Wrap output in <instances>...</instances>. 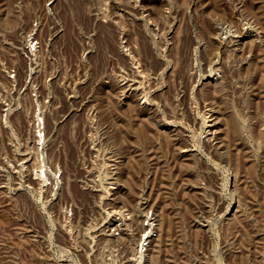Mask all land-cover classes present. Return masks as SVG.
<instances>
[{"label":"rangeland","instance_id":"obj_1","mask_svg":"<svg viewBox=\"0 0 264 264\" xmlns=\"http://www.w3.org/2000/svg\"><path fill=\"white\" fill-rule=\"evenodd\" d=\"M41 1L0 0V264H120L121 244L93 233L116 186L117 200L126 202L118 221L131 217L134 195L157 205L167 225L155 257L147 263L142 254L137 264H264V0H59L63 28L45 38L33 84L20 48ZM244 19L262 30L260 61L231 69L216 88L215 107L241 126L219 155L204 146V121L192 125L186 104L207 72L190 40L220 21L237 31ZM71 41L69 59L60 47ZM134 45L147 63L144 92L161 116L187 128L196 159L182 161L171 140L154 132L156 123L149 131V120L116 92L128 72L124 53ZM11 66L15 81L6 76ZM37 118L43 128L48 121L39 140ZM226 157L238 168H226ZM111 158L117 170L108 183ZM88 165L95 175L86 174Z\"/></svg>","mask_w":264,"mask_h":264},{"label":"bare ground","instance_id":"obj_2","mask_svg":"<svg viewBox=\"0 0 264 264\" xmlns=\"http://www.w3.org/2000/svg\"><path fill=\"white\" fill-rule=\"evenodd\" d=\"M141 1L142 0H137V2H141ZM140 7H143V6H140ZM144 9L147 10L146 8ZM231 10L234 11V9H231ZM236 11L238 12V10ZM164 12L161 11L159 14L164 15ZM246 14L248 13L246 12ZM118 16H120V14ZM243 16L245 15H242V17ZM160 17L159 15L156 14V12H155V15L152 16L151 21H153V24L155 26L154 27L155 34H157L160 31V28L157 26L161 23ZM241 24L242 23H240V25ZM228 25L225 26V24H223V22L221 21L219 23H214L211 26L208 25L209 27L207 26L203 27V30L200 33V34H203V38H202V35L200 38H198L197 36L196 37L192 36L191 37L192 39L190 40V45L193 49L197 51L198 58L205 64V66H207V72H204L205 74H204L202 81L198 83L196 88L193 89V95L191 94L192 96L190 99L188 98L189 101L186 104H187L188 109L190 110V114H191L190 118H191L192 125L194 124L195 126L199 121L201 122L204 121V124L202 125L203 126L202 132L204 133V137H203L204 146L209 150H213L214 153H217L219 155L221 154L223 155V152L225 150V149L223 150V148L224 146L227 145V144L224 145L225 144L224 140H227L225 137L229 135L238 134L239 128L241 126L237 124L238 121L236 123L235 120L233 119H229V118L226 119L225 116L223 115V112L222 113L219 112L218 107L217 106L215 107L214 99H215L216 88L221 85L222 80H224V78L228 76L231 69L236 68V67L237 69L239 68L247 69L250 65H252L259 58V57L257 58L258 56L257 49L259 48L260 44L257 42V39L259 37L262 38V32H261L262 30L256 23L255 24L253 23V20L252 21L245 20V22L240 27L233 25L234 27L236 26V28L238 29L237 31L232 30L230 27H228ZM263 40L264 39H262V41ZM136 42L137 41H135V44L138 45L139 42L137 43ZM141 51L142 50L140 46L134 45V46L128 47V51H127L128 53H124L126 56H128V57H125L127 58L126 68L128 72L125 74V77L121 78L120 80L118 79L119 81L116 82L117 91L116 90L115 91L117 93H120L119 97L122 98V101L125 104L134 103L136 107L143 113V117L149 120L146 124V127L148 128L149 131H150V128H152V126L150 125H152L153 122L156 123V126L159 129H157L154 132H157L158 134L163 133L165 134V136H167L171 140L172 142L171 144L173 146L174 151L177 153V155L182 161H188L189 159H193L195 156L197 157L198 152L196 148L188 140L189 134H188V130H186L187 128H185L184 126H181V124L178 123V121H176L175 118H174L175 120L170 119V118L165 119L166 116L165 117L161 116L162 114L160 115V111L159 109L156 108L157 106H155V104L153 103V100L149 99L147 97L146 92H144L143 81H144V78H146L144 77L146 76V74L144 73H146L145 70H146L147 63H146V59L141 55ZM134 54L136 55L137 66H134L135 64L134 65L131 64V61H132L131 57H134L133 56ZM258 60L260 61V59ZM237 72L239 71L237 70ZM220 88L222 87H219V90ZM166 108L168 109L167 106ZM44 123H45L44 128L47 130L46 128V125L48 123L47 119L44 121ZM149 135L152 136L153 134L150 133ZM150 138H153V137H150ZM90 143H91L90 150L92 152L93 151L95 152L96 147H97L96 146L97 142L96 144L93 141ZM228 156L230 155L228 154ZM227 157L223 159V161L225 162L224 165L225 167L226 166L230 167L231 162L229 163L228 161L229 157L228 158ZM108 161H109V164L106 170L108 174L107 182L112 183L116 178L115 176H116V170H117L116 169L117 163H115V161H113L112 158L111 160H108ZM235 164L237 165L238 163L236 162ZM104 165H107V164H104ZM237 168L238 167L236 166V169ZM84 171L86 172V174L90 176L95 175V168L93 165L92 166L88 165L87 167H85ZM90 180H92L91 177H90ZM194 187L199 188L197 184L194 185ZM116 189H117V186L113 187L112 192L110 194L112 195V197L106 199V205H107V208L109 209L107 218L102 220L93 229V233L96 234V236L101 241L102 240L109 241V242L118 241L121 244V246L119 247L120 253L117 257L120 264H137L138 259L141 258L142 254L144 256V259L148 263V260L155 257V255L158 253V250H159L158 241L160 240V238H162V236L166 235L167 225L165 224V221H164V215L162 214L161 209L159 210V207L157 205H153V204L146 203V202H142V203L138 202L136 201V198L134 197V195H130L131 197H129L130 199L128 200L129 202L128 206L130 208L131 217L129 218L127 217L128 219L122 218V220L120 219L121 221H118L115 215L123 214L122 212L123 205L126 202L125 200L124 201L117 200L115 196L117 192ZM114 231L117 232L116 234H118V236H115ZM154 233L156 234L154 235ZM142 239L146 241L144 249L142 250L143 252H141L140 251L141 249H139V244ZM139 252L140 254H138ZM139 256L140 258H138ZM101 259L102 260L100 261L102 264H108V263L110 264V260L109 262H107L106 259L104 258H101Z\"/></svg>","mask_w":264,"mask_h":264},{"label":"built area","instance_id":"obj_3","mask_svg":"<svg viewBox=\"0 0 264 264\" xmlns=\"http://www.w3.org/2000/svg\"><path fill=\"white\" fill-rule=\"evenodd\" d=\"M58 2L59 0H42L41 3L32 9L31 15L27 19V30L20 48V56L21 59L26 61L28 64L27 73L30 78V82H33V80L35 81L37 74L39 73L36 58L43 42H45V38L50 41L51 39L54 40L57 34H59L58 36L61 34L60 31L63 28V23L60 17V10L57 5ZM18 19L20 20V23L24 22V13L20 10L18 11ZM62 48L64 56L68 55L69 59H71L73 55V42H63L60 49ZM59 52L62 51L59 50ZM16 74L17 71L14 67L11 66L7 68L6 76L8 79L15 81ZM33 84L31 83L32 86ZM31 100L35 103V108L37 109L36 95L34 91L32 92ZM39 118L35 120V124L37 126V140H39L44 134L43 130L45 129L42 126L43 120ZM38 132L42 133V135H39Z\"/></svg>","mask_w":264,"mask_h":264}]
</instances>
